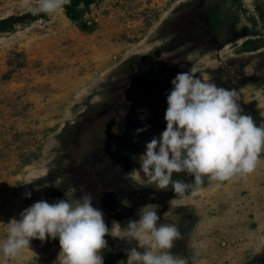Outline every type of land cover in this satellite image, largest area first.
<instances>
[{
  "label": "rangeland",
  "instance_id": "1",
  "mask_svg": "<svg viewBox=\"0 0 264 264\" xmlns=\"http://www.w3.org/2000/svg\"><path fill=\"white\" fill-rule=\"evenodd\" d=\"M24 3L0 0V20L30 12ZM193 68L235 88L244 112L264 122V0H96L76 20L63 9L0 31V238L33 203L89 192L113 232L158 206V223L182 233L171 252L188 264H264V153L247 178L205 179L183 198L136 175L146 143L166 128L170 81ZM104 239V264L137 247ZM59 253L58 238H33L9 264H58Z\"/></svg>",
  "mask_w": 264,
  "mask_h": 264
},
{
  "label": "clouds",
  "instance_id": "2",
  "mask_svg": "<svg viewBox=\"0 0 264 264\" xmlns=\"http://www.w3.org/2000/svg\"><path fill=\"white\" fill-rule=\"evenodd\" d=\"M71 0H25L24 7L33 15H53ZM195 68L178 73L166 95V128L153 136L139 156L137 177L148 185L167 190L171 186L178 198L203 185L205 179L224 182L247 178L261 162L264 153V122L259 125L239 104L235 88L219 87L211 78L197 77ZM140 119H145L141 115ZM145 124L135 132L146 131ZM187 173L194 179L185 183L173 179V173ZM142 173V175H141ZM25 197L31 192L26 191ZM156 205L140 209L138 220H129L118 231L110 230L103 211L93 206L92 193L79 199L40 200L20 213V219L7 223L6 236L0 238V264H9L31 239L41 242L59 240L58 264H104L100 250L107 246L106 234L119 237L137 247L127 250L122 264H188V259L171 252L174 242L182 238L175 222L158 223Z\"/></svg>",
  "mask_w": 264,
  "mask_h": 264
},
{
  "label": "trees",
  "instance_id": "3",
  "mask_svg": "<svg viewBox=\"0 0 264 264\" xmlns=\"http://www.w3.org/2000/svg\"><path fill=\"white\" fill-rule=\"evenodd\" d=\"M95 1L96 0H71V3L65 5L63 9L69 18L76 20L80 18L82 13ZM46 15L48 14L40 13L38 15H33L31 11L22 15H10L0 20V31H7L16 23L23 22L25 19H35L38 16ZM207 21L212 31H218L221 28L222 20L220 19V14L217 12V8L215 6H211L209 8Z\"/></svg>",
  "mask_w": 264,
  "mask_h": 264
}]
</instances>
